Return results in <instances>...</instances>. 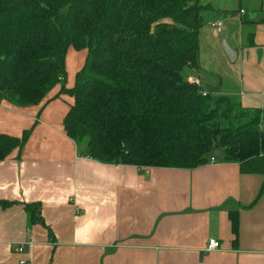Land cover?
Listing matches in <instances>:
<instances>
[{"label": "crops", "instance_id": "crops-1", "mask_svg": "<svg viewBox=\"0 0 264 264\" xmlns=\"http://www.w3.org/2000/svg\"><path fill=\"white\" fill-rule=\"evenodd\" d=\"M237 2L231 7L203 2L214 7L212 22L228 16L242 32L234 37L225 24L218 31L207 22L199 32L197 65L185 66L195 74L182 76L198 80L204 92L258 110L260 124L264 0H245L257 9L251 18L249 6ZM220 39L237 49L236 61L227 59ZM229 70L236 74L237 92L205 90ZM59 91L57 84L40 103L25 107L0 100V133L21 136L30 129L21 150L0 161V200L14 201L0 208V264H20V258L28 264H264L263 172L244 171L221 151L192 169L102 163L82 156L63 126L73 98ZM36 201L54 242L43 225H27L23 203ZM230 211L238 218L235 242ZM27 238L32 244L18 253V244ZM210 238L220 248L207 250Z\"/></svg>", "mask_w": 264, "mask_h": 264}, {"label": "trees", "instance_id": "trees-1", "mask_svg": "<svg viewBox=\"0 0 264 264\" xmlns=\"http://www.w3.org/2000/svg\"><path fill=\"white\" fill-rule=\"evenodd\" d=\"M211 8L201 0H0V100L37 105L60 84L73 98L65 133L80 155L102 163L192 169L221 151L242 170L264 173L260 112L181 74L197 65L202 11ZM70 46L87 53L67 86ZM29 134L0 133V161ZM13 203L1 199L0 208ZM23 209L28 227L43 225L54 242L40 202ZM229 219L235 242L236 212Z\"/></svg>", "mask_w": 264, "mask_h": 264}, {"label": "rangeland", "instance_id": "rangeland-1", "mask_svg": "<svg viewBox=\"0 0 264 264\" xmlns=\"http://www.w3.org/2000/svg\"><path fill=\"white\" fill-rule=\"evenodd\" d=\"M207 2L210 1L213 4H216L218 6H228L231 7L232 5L237 6L238 2L237 0H201V2ZM241 2L244 5L249 6V11H248V18H251L252 15L256 14L257 9L254 8L253 5H249L247 2H245V0H241ZM212 7V6H211ZM214 7H212L210 10H204L202 11V16L204 19V25L207 24V22L209 21H213L214 19H217V17H215V15L213 14V10ZM219 11V10H218ZM223 12L222 10H220V13ZM228 17V16H227ZM226 17V18H227ZM226 18H221L220 17V21L222 22V24H225V28H227L233 35L234 37H238L239 34L242 32V29H240V25L237 26V21H231L229 19ZM210 23V22H209ZM240 23V22H239ZM222 25V27H223ZM217 33V31H215ZM86 53L87 50L86 49H76L73 48L72 46H70L67 51H66V55H65V66H66V81H67V85H72L74 82V78H75V73L83 66L85 59H86ZM231 69V68H230ZM182 75L183 76H187V75H191V74H195L193 71L190 70V68L184 67L182 69ZM215 86L212 87V84L207 86L205 85L204 88L205 90H215L214 88H230L231 91L237 92V90H239V84L237 83V77L236 74L231 70H229L226 73H222L221 74V78L220 75L215 76ZM235 97V96H233ZM85 142V140L83 141V143Z\"/></svg>", "mask_w": 264, "mask_h": 264}, {"label": "built area", "instance_id": "built-area-1", "mask_svg": "<svg viewBox=\"0 0 264 264\" xmlns=\"http://www.w3.org/2000/svg\"><path fill=\"white\" fill-rule=\"evenodd\" d=\"M243 12H244V10L240 9V13H243ZM209 24H210V26L215 27L218 31L221 29V26H222V22L220 20L215 21V22H210ZM190 82H192V83L196 84L197 86H199V82L196 79H193ZM259 126L260 127H264V119L263 118L261 119ZM213 161H214V157H210V161L209 162H213ZM31 244H32L31 241L27 238L26 240H24V241H22L21 243L18 244V246L16 248V251L18 253H21V252H23L25 246H27V245L30 246ZM206 248H207V250L218 249V248H220V243H219V241L217 239L210 238L208 240ZM19 263L20 264H28L29 262H28V260L26 258H20L19 259Z\"/></svg>", "mask_w": 264, "mask_h": 264}, {"label": "water", "instance_id": "water-1", "mask_svg": "<svg viewBox=\"0 0 264 264\" xmlns=\"http://www.w3.org/2000/svg\"><path fill=\"white\" fill-rule=\"evenodd\" d=\"M220 42V45L227 57V59L230 61V62H234L236 61V58H237V55H238V51L236 48H233V47H230L226 41L224 39H220L219 40Z\"/></svg>", "mask_w": 264, "mask_h": 264}]
</instances>
